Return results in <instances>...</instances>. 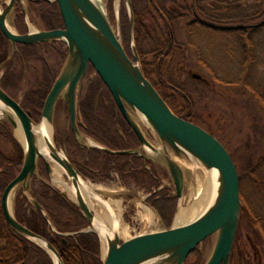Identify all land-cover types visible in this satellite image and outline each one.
<instances>
[{
	"label": "trees",
	"instance_id": "16d2710c",
	"mask_svg": "<svg viewBox=\"0 0 264 264\" xmlns=\"http://www.w3.org/2000/svg\"><path fill=\"white\" fill-rule=\"evenodd\" d=\"M131 1L135 17V42L138 54L142 58L143 73L151 82L156 80L157 85L153 82L156 90L178 117L200 127L205 126L209 130L207 125L198 122L197 102L194 96L198 98L202 94L201 91L215 90V84L231 92L232 104H241V108H246L247 102L255 104L258 114L253 117L255 124L252 127H255L258 137L253 154L258 155L255 157L247 154L235 161L244 165L242 169L238 168L242 202L238 232L240 228H247L260 237L264 246V0ZM168 4L174 5L173 8L180 9L182 13H174V9L167 7ZM39 5H42L39 8L43 11L48 29L57 30L63 25L57 4L51 6L44 2ZM48 8L52 9V14L49 10L46 12ZM147 21H150V26L147 25ZM182 21H187L185 28H182ZM179 29L184 30L186 34L184 43L177 38ZM206 36L210 37V42H203ZM122 39L123 45L125 43L127 47L125 50L130 55L129 19L126 17L122 24ZM53 49L60 50L59 65L55 68L54 75L51 76L47 72L44 80L38 78L43 84H40V87L30 86L23 104L24 108L33 111L36 120L41 115L46 98L68 54V47L65 44L54 43ZM8 55L7 40L0 32V64L7 60ZM146 57H150L151 60L148 62ZM192 57L196 60L194 64ZM192 69L201 72L203 78L199 81L192 79L191 85L194 88L190 89L191 85L178 81L177 74L179 72L180 75L187 74L188 70ZM23 71L22 68L20 76L13 77L14 71L8 68L2 82L4 89H8L6 82L9 80L18 88L24 76ZM167 92L171 97L170 101L165 95ZM78 106L88 137L115 151H127L135 147L136 136L93 68H90L82 86ZM259 121L260 124L256 126ZM210 134L215 136L211 132ZM70 142L74 144L73 153L78 154L77 158L88 167L98 170L97 173L103 176V181L113 180L108 170L115 164L112 170L120 175L125 185L134 183L149 192H154L150 199L151 205L157 210L163 223L167 227L171 225L176 212L177 198L170 189L157 191L160 182L157 183L141 163L136 161L135 155L114 156L92 149L87 160V148L79 143L74 135L70 137ZM19 151L22 159L23 155L20 149ZM100 159L102 160L99 161ZM107 166L109 168H106ZM97 176L91 178L96 179ZM45 183L43 191L38 193V200L55 230L49 226L40 211H29V207L25 206L26 203L29 204L26 198L17 200L16 219L32 232L46 238L57 249L64 264H103L99 250L100 241L93 234L81 232L88 226V221L80 208ZM244 184L251 192L247 197L243 190ZM258 199L262 204V207L258 205L260 208L256 206ZM64 233L75 234L64 236ZM0 242V264H53L45 251L11 230L2 218L1 212ZM236 247L235 242L231 264H250ZM197 253L198 249L189 258ZM196 257L201 264L202 257L197 255Z\"/></svg>",
	"mask_w": 264,
	"mask_h": 264
},
{
	"label": "water",
	"instance_id": "95a60500",
	"mask_svg": "<svg viewBox=\"0 0 264 264\" xmlns=\"http://www.w3.org/2000/svg\"><path fill=\"white\" fill-rule=\"evenodd\" d=\"M48 1L58 4L65 29L31 31L26 35H18L9 28L7 22L16 1L10 0L5 10L0 8V28L15 50L18 43L31 45L61 41L68 46L67 58L47 96L39 124L33 122L19 103L0 87V119L8 121L15 129L20 127L25 139L22 170L2 196V212L7 224L19 236L45 251L53 264H64L57 249L46 238L21 224L12 208V200L19 189H23L25 195L30 193L32 179L42 159L49 174L57 169L67 176L73 194L70 196L68 192H63V195L72 197L88 219L90 227L82 232L94 233L99 237L103 264H185L188 257L213 236L215 244L205 264H230L242 208L237 169L222 144L201 127L178 117L145 77L135 44L132 1L124 0L129 17V43L133 59L127 55L120 30L114 29L101 0ZM90 67L110 91L123 118L138 137L140 148L111 150L79 129L78 102L82 83ZM192 76L197 80L202 79L198 74ZM60 100L67 105L73 134L83 146L112 155L137 154L144 160L152 159L158 163L172 182L179 200L178 210L184 196L187 175L200 173L209 178L208 173L211 174L212 193L205 209L184 225L174 224L169 230L160 232L141 231L122 242L116 215L104 202L105 196L119 197L121 193L103 196L97 195L94 189L93 193L88 182L55 144L54 117ZM42 126L51 129V140L47 141L49 152L44 149L38 135ZM145 127L154 133L158 146L149 141ZM29 200L55 230L43 207L34 198ZM101 206L111 215L112 224L109 226L96 215Z\"/></svg>",
	"mask_w": 264,
	"mask_h": 264
},
{
	"label": "flooded vegetation",
	"instance_id": "af4514ba",
	"mask_svg": "<svg viewBox=\"0 0 264 264\" xmlns=\"http://www.w3.org/2000/svg\"><path fill=\"white\" fill-rule=\"evenodd\" d=\"M15 1H16L15 6H14L13 10L11 11V14L9 15L8 20H7L8 26L12 31H14L18 35H26V34L30 33L31 31H46V32L51 31V29H48V26L46 25V22L43 18V14H42L43 11L41 10V8H39V6H42V5H39V4L46 2L52 6V5H54V3H50L48 0H15ZM9 3H10V0H0L1 10H5L7 8V6L9 5ZM48 10L52 14V9L48 8L46 10V12ZM59 10H60V8H59ZM60 13H61V11H60ZM61 16H62V14H61ZM62 20H63V18H62ZM63 29H65L64 21H63V25L61 27L57 28V30H63ZM0 32L2 33V35L7 40L8 49H9V55H8L7 60L5 62H3L2 64H0V87L12 99H14L17 103H19L21 108L29 115V117L31 118V120L33 122H35L36 124H39L41 121L42 112H41L39 119L36 120V118L34 117L33 111L31 109L24 108V106H23V104L25 103V97L27 96L28 92L30 91V88H31L30 86L36 85V86L40 87V84H43V82L41 80H44V76L47 74V72L51 76L54 75L55 68L58 67L57 65H59V60H60V58H59V51L60 50L59 49H57V50L53 49L54 43H57L60 45H63L64 43L54 42V41L53 42L35 43V44H31V45H24V44L18 43V44H16V50H15L13 47V44L4 35L1 28H0ZM8 68L9 69L11 68L14 71L13 77L20 76L21 69L23 68V70H24L23 75L24 76H23L22 81L19 84L18 88L16 87V84L14 85V82L9 80L8 82H6L8 89H4L2 82H3V80L7 74ZM38 78L41 80H39ZM85 79L83 81V84L85 82ZM194 80H196V79H194ZM151 83L153 84V81ZM155 84H153L154 87H155ZM81 93H82V89H81ZM60 115L65 116V118L67 120V129H68L66 133L61 132V134L58 131V122H59V116ZM77 124H78L79 129L81 131H83L84 133H86L85 132L86 128H85V125L83 123L80 111H79V106L77 109ZM54 125L56 128L55 144H56L57 148L59 150L61 148V150L68 156L69 161L73 164V166L78 170L80 175L87 182L90 181L94 184L111 185V186H113L115 184V185L119 186V188H118L119 191L113 190V191H109V192L110 193H121V195H123L122 192L124 190L126 193L128 191L132 190L134 193L138 194L139 197L140 196L143 197V200L139 203V207L141 210L139 212V214L144 211V208H147L149 210L153 209L158 214V217L162 220V218L159 215V213L157 212V210L155 208H153V206L150 203V199L152 198L154 192H149L146 189L139 187L134 183H132L130 185H125V183L122 181L120 175L116 171L112 170V166L114 167L115 164H112L110 168L108 166L106 167V168H109L108 172H109V175L111 176V178H113V180L105 182V181H103V176H100L97 173V172H99L98 170L96 171L94 168L88 167L85 163L82 162V160L77 158L78 154L73 153L74 144L72 142H70V137H72L74 134H73V131L71 128V120H70V116L68 113V107L66 104H64V102L62 100H60L58 102L56 110H55ZM14 130H17V129H15L8 121L0 119V212H1V216L4 219L6 224H7V222H6V220L3 216V212H2V196H3V193L6 189V187L20 174V172L22 170V166H23V160H24L23 144L17 138L16 131L14 132ZM130 130H132V129L130 128ZM127 133L129 134V132H127ZM134 135H135V133H134ZM74 137H75V135H74ZM136 138H137V140H136L137 144L135 145V147L133 149H138L141 147V143H140L137 136H136ZM19 149L21 150V153L23 155L22 159L20 156ZM91 150L92 149H87V151H86V156H87L86 159L87 160L89 159V155H90ZM99 151H101V150H99ZM102 152H104V151H102ZM104 153H106V152H104ZM106 154H109V153H106ZM109 155H112V154H109ZM121 155H126V154H121ZM127 155H130V154H127ZM131 155L136 156V161L138 163H141L142 167L144 169H146L147 172L149 174H151L156 179L157 183L160 182V187H161L163 184V181L161 179L159 171H162L164 169L162 167H160L159 165L155 164V162H153L150 159L144 160V158L140 155H137V154H131ZM103 156L104 155H101V157H103ZM114 156H118V155H114ZM101 160L102 159H100L99 161H101ZM39 164H40L41 169H39L40 170L39 174L37 172V174L32 179L30 193L28 195H25L23 192V189H19L14 195V199H13L14 200L13 201L14 214H15V210H16L17 200L18 199L22 200L25 198L29 202V204L26 203V205H25L26 207H29V211L30 210H33L34 212L40 211L36 207L33 206V204L30 202L29 199L31 197L32 198L35 197L34 199L41 205V202H39V200H38V198H39L38 193L40 191H43V188H44L43 183H45L44 180L47 181L48 185L53 190L62 194L61 193L62 191H59L58 187L56 188V187H54V185H51L54 181L56 183V180L53 181V179H54L53 177H54L55 172L53 171V174H49L47 171V168L45 166V163L41 162ZM131 165H132V163H131ZM87 173H89L91 175L89 176ZM94 175H96V176L98 175L96 177V179L91 178V176H94ZM62 176H65V175L62 174ZM168 178H169V176H168ZM169 180H170V178H169ZM47 183H45V184H47ZM56 184L58 186H60L58 183H56ZM66 184L68 185L69 183L67 182ZM94 184H92V185H94ZM97 187H100L99 189H101V186H97ZM160 187L157 191H161V190L165 189L163 187H161V188ZM120 188H121V190H120ZM172 189H173V192H175L173 187H172ZM172 189H170V190H172ZM126 190H128V191H126ZM120 191H122V192H120ZM172 194L177 198L176 194H174V193H172ZM109 199L110 198H107V200H109ZM104 202L112 210L114 209L113 212L115 213L116 218L119 222V226H120V239L123 240L124 238L121 235V225L123 226L122 220H121L120 216H118L116 214L117 210H115V207L113 206V204L110 202H107V201H104ZM178 204H179V200L177 198V207H178ZM177 207H176V210H178ZM80 210H81V208H80ZM103 211H106V213L108 215V217L105 219V220H108V222L103 221L100 217V215L103 214ZM81 213L85 217L82 210H81ZM96 215L107 226L112 224L111 215L107 211L106 208L104 209V207L101 206L99 208L98 212L96 213ZM143 216L145 219L146 218L149 219V215L145 211L143 212ZM86 220L88 221L87 218H86ZM89 227H90V223L88 221V226H86L84 229H82V231L87 230ZM127 228L129 231L128 235L126 236L127 238H130V237L132 238V237L136 236L138 234V232L140 231V229H139L140 226H138V224H133V225L127 224ZM132 231H134L136 233L132 234ZM74 234L75 233H64V236H74ZM87 234H93L99 240V237L96 234H94V233H87ZM99 250H100V257L102 260L101 247Z\"/></svg>",
	"mask_w": 264,
	"mask_h": 264
},
{
	"label": "rangeland",
	"instance_id": "374dc122",
	"mask_svg": "<svg viewBox=\"0 0 264 264\" xmlns=\"http://www.w3.org/2000/svg\"><path fill=\"white\" fill-rule=\"evenodd\" d=\"M101 1L104 5L105 11L114 29L117 31L120 30V33L122 35L123 20L125 17L128 18V12H127L126 4L124 0H101ZM173 6L174 5L172 4L167 5V7L171 8L172 10L174 9ZM139 9H140V6H139ZM173 12L176 14L182 13L180 9H177V10L174 9ZM186 24H187V21H182L181 22L182 28H185ZM147 25L150 26V21H147ZM185 36L186 34L184 30L179 29L177 31V38L179 39L181 43L186 42ZM207 41L208 42L211 41L209 36H206L203 38V42L206 43ZM124 47L127 48L125 43H124ZM129 51H130L131 57H133L131 49H129ZM146 58L148 59V62L151 60L150 57H146ZM193 60H192V63L194 64L196 60L194 58ZM140 61H142L141 57H140ZM193 74H198L202 77L201 72H199L198 70L192 69V70H188L187 74L182 73L180 75V72H179L177 74V79L178 81L180 80L181 82H183V84L191 85ZM152 81L156 83V80H152ZM192 87L194 88V86L191 85L190 89ZM214 88L215 90L211 92H207L206 90H204L203 92L201 91L203 95L201 94V96L198 98L194 96V100L197 102L196 114L198 117V122L199 124L203 123L207 125L209 127V130H207L208 128H205V126L204 127L202 126L203 129L209 133L210 132L213 133L215 135L214 137L219 139L220 142H222L223 147L227 150V152L231 156L234 162V165L237 169V173H238V168L242 169L244 165L240 163L237 164L235 161L240 160L241 158H244L247 154L255 155L253 154V152L255 151L254 150L255 144H257L256 138L258 137L257 136L258 134H257V131L255 130V127L253 128L252 126L255 124L253 117L255 114H256L255 116H257L258 111L255 108L256 107L255 104L251 102L249 103L247 102L246 108H241L242 107L241 104L239 105L232 104V101H231L232 99L230 98L231 92L227 91V88L221 87L216 84ZM165 95L168 97V100L170 101L171 97H169V93L167 92V94ZM259 124H260V121L257 123L256 126H258ZM67 130H68L67 120L65 116L60 115L59 122H58V131L61 134V132L66 133ZM15 131L16 130H14V132ZM144 131L146 132L150 142L152 140L151 143L154 144L155 146H158L159 143H158L157 138L154 136V133L148 127H145ZM55 135H56V128L54 125V139L56 138ZM258 145H260L261 147V144L258 143ZM249 147H252V148L249 149ZM145 154L148 155V153H145ZM257 155H255V157H257ZM41 162L44 163L42 159L39 160V163ZM155 164L159 165L156 162ZM39 167H40V164H38V174L40 172L39 169H41V167L40 168ZM159 173L163 181V184L161 187L165 189H172L173 185L171 184L172 182L169 180L168 175L166 174V171L162 170V171H159ZM197 174L198 173H193V175L191 176L187 175L184 196L180 202V206H187L191 204V202L193 201L191 200V194L193 192L195 193V185H196L195 177ZM200 176L204 177V174H201ZM238 177H239V184H240L239 173H238ZM62 178L66 183L67 182L69 183V180L66 175L62 176ZM53 183L51 185H54V187L56 188L58 187L59 191H62L61 193L68 192L66 191V189H63V187L58 186L55 183V181ZM89 183L94 184L90 181ZM94 185L97 188L96 189L97 195L101 194L103 196L105 194H111L109 191L118 190L119 188V186L115 184L113 186L101 185V184H94ZM97 186H101V189H98ZM243 190H245L244 193L246 197L251 194L250 190H248V188L246 187V184L243 185ZM122 193L123 195L119 197L105 196L104 201L110 202L112 204L113 203L116 204L117 202H119V204L121 203V208L115 207V210H117L116 214L120 216L124 227H127V224L129 225L138 224V226H140L139 228L140 231L138 233H140L141 231H147V232H151V231L154 232V231H159V230L163 231V230L170 229L174 226V220L177 215V212L175 213L173 217L171 225L167 227L160 220V218L154 213V211L150 209L153 212L152 214L155 219V223L150 224L149 219L148 218L145 219L143 216L144 211L139 214V212L141 211L139 207V203L143 200V197L141 196L139 197L138 194L134 193L132 190L128 191L127 193L124 190ZM172 193L175 194V192H173V189H172ZM66 197L68 198L69 201L73 202V200H71L68 196ZM107 198H110V199L107 200ZM259 199L256 204L258 208L262 207V204L259 203ZM92 205L93 204H91V206ZM12 206H13V203H12ZM133 233L135 234L136 232L132 231V234ZM238 233L239 234L236 240V244H237L236 250L241 255L245 256L250 264H264V246L262 244V241L260 240V237L257 234L249 231L245 227L242 229L240 228V231ZM124 239H127V237ZM214 244H215V236L210 237L209 239L204 241L199 246L198 253L196 255L202 257L201 258L202 261L200 262L201 264H205L208 258L210 257ZM196 255L191 256L187 260V263L185 264H199V262L197 261Z\"/></svg>",
	"mask_w": 264,
	"mask_h": 264
},
{
	"label": "bare ground",
	"instance_id": "6f19581e",
	"mask_svg": "<svg viewBox=\"0 0 264 264\" xmlns=\"http://www.w3.org/2000/svg\"><path fill=\"white\" fill-rule=\"evenodd\" d=\"M38 133H39L38 135L41 139V143L44 149H46L47 152H49L48 151L49 146H48L47 141L51 140V129L48 126L46 127L42 126V128L38 130ZM16 136L21 141V143L25 146L24 135L20 127H18V129L16 130ZM208 176L209 178H211V174L208 173ZM209 178L207 176L201 177L200 173L196 175L195 193L193 192L191 194V200L193 201L191 202V204L187 206H181L179 208L177 215L175 217V220H174V224L176 226L184 225L190 222L205 209L210 199L211 193H212V181ZM54 180H56V183H58L61 187H63V189H66V191H68L70 194L72 193L71 191L72 189L69 188L68 185L63 181L62 172L60 170L56 169V172L54 173ZM90 188L93 193H94L93 189L94 190L97 189L94 186H90ZM99 188L100 187H98V189ZM113 206L121 208V203L120 204L119 202H117L116 204L113 203ZM144 211L148 213L149 215V222H151L150 224H154L155 219L153 217L152 212L147 208H144ZM100 217L103 221L108 222V220H105L108 217L106 211H103V214H101ZM128 232H129L128 228L121 225V235L123 238H126V236L128 235Z\"/></svg>",
	"mask_w": 264,
	"mask_h": 264
}]
</instances>
